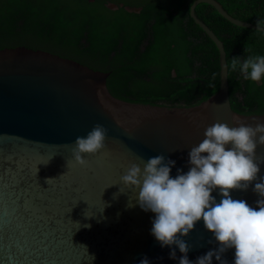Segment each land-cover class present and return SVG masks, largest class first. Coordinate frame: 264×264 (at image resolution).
<instances>
[{
	"label": "water",
	"instance_id": "water-1",
	"mask_svg": "<svg viewBox=\"0 0 264 264\" xmlns=\"http://www.w3.org/2000/svg\"><path fill=\"white\" fill-rule=\"evenodd\" d=\"M202 2L236 25L264 31L218 0L192 3V17L219 49L221 83L190 107L127 101L111 93L110 72L43 49L0 48V264H140L145 257L149 264H179L184 254L175 245L161 247L151 234L155 214L135 203L137 190L120 178L130 162L139 163L136 157L147 161L160 154L176 161L175 177L177 169L189 170L188 153L207 126L219 121L235 127L233 116L253 126L264 122V114L232 108L227 52L196 15ZM96 124L108 130L106 147L84 154L87 163L80 165L74 142ZM257 155H264V146ZM258 175L264 177V164ZM254 186L231 195L258 210ZM212 194L221 200L218 189ZM183 239L192 262L218 248L203 220ZM173 247L176 259L169 255ZM234 253L223 254L227 264H234ZM212 264L220 262L213 257Z\"/></svg>",
	"mask_w": 264,
	"mask_h": 264
},
{
	"label": "trees",
	"instance_id": "trees-1",
	"mask_svg": "<svg viewBox=\"0 0 264 264\" xmlns=\"http://www.w3.org/2000/svg\"><path fill=\"white\" fill-rule=\"evenodd\" d=\"M194 1L136 0L127 3L142 9L130 12L103 1L0 0V48L43 49L110 72L111 93L127 101L190 107L221 83L220 52L192 17ZM218 1L239 19L264 21V0ZM195 13L224 42L232 108L264 114V78L253 83L231 70L234 57L264 56V31L236 25L208 3Z\"/></svg>",
	"mask_w": 264,
	"mask_h": 264
},
{
	"label": "clouds",
	"instance_id": "clouds-1",
	"mask_svg": "<svg viewBox=\"0 0 264 264\" xmlns=\"http://www.w3.org/2000/svg\"><path fill=\"white\" fill-rule=\"evenodd\" d=\"M257 23L259 26L264 21ZM231 70H239L245 80L260 82L264 78V56L249 55L243 60L234 57ZM232 119L237 126L218 121L206 127L204 139L188 153L187 172L177 169L173 177L176 161L160 154L147 161L136 157L139 163L130 162L120 178L125 187L137 190L135 203L155 214L151 234L161 247L175 245L184 254L179 264H212L213 257L227 264L223 254L232 248L234 264H264V177L258 175L264 155H257L258 147L264 146V122L253 126L236 116ZM107 131L96 124L86 136L77 137L72 148L75 162L85 165L84 154L104 149ZM253 182L252 190L260 197L255 202L258 210L231 195L233 190H247ZM217 189L222 196L219 202L212 194ZM201 220L214 234L218 248L192 262L187 255L191 246L183 237L189 236ZM169 255L177 258L175 247ZM140 264H149L148 258Z\"/></svg>",
	"mask_w": 264,
	"mask_h": 264
},
{
	"label": "flooded vegetation",
	"instance_id": "flooded-vegetation-1",
	"mask_svg": "<svg viewBox=\"0 0 264 264\" xmlns=\"http://www.w3.org/2000/svg\"><path fill=\"white\" fill-rule=\"evenodd\" d=\"M90 2H98L103 1L107 8L111 10H118L121 7H125L130 12H140L142 9V6H129L127 2L134 3L136 0H89ZM131 8L132 10H129ZM135 9H138L139 11H136Z\"/></svg>",
	"mask_w": 264,
	"mask_h": 264
}]
</instances>
